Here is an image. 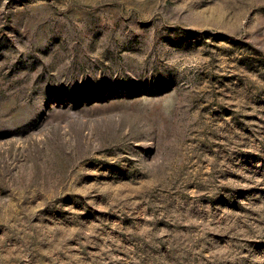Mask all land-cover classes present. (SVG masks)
<instances>
[{
  "label": "rangeland",
  "instance_id": "1",
  "mask_svg": "<svg viewBox=\"0 0 264 264\" xmlns=\"http://www.w3.org/2000/svg\"><path fill=\"white\" fill-rule=\"evenodd\" d=\"M0 264H264V0H0Z\"/></svg>",
  "mask_w": 264,
  "mask_h": 264
}]
</instances>
